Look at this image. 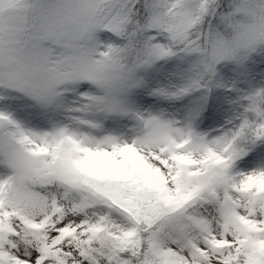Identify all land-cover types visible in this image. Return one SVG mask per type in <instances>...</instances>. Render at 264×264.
Returning a JSON list of instances; mask_svg holds the SVG:
<instances>
[{
	"label": "snow or ice",
	"instance_id": "1",
	"mask_svg": "<svg viewBox=\"0 0 264 264\" xmlns=\"http://www.w3.org/2000/svg\"><path fill=\"white\" fill-rule=\"evenodd\" d=\"M0 264H264V0H0Z\"/></svg>",
	"mask_w": 264,
	"mask_h": 264
}]
</instances>
